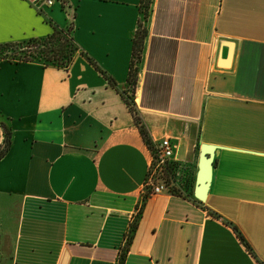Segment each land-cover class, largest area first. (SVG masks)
<instances>
[{
	"label": "crops",
	"instance_id": "obj_1",
	"mask_svg": "<svg viewBox=\"0 0 264 264\" xmlns=\"http://www.w3.org/2000/svg\"><path fill=\"white\" fill-rule=\"evenodd\" d=\"M56 1L0 4V44L73 24L96 64L0 60V264H121L132 224L123 264H264V0H151L131 93L153 150L173 145L157 195L126 101L141 0Z\"/></svg>",
	"mask_w": 264,
	"mask_h": 264
},
{
	"label": "trees",
	"instance_id": "obj_2",
	"mask_svg": "<svg viewBox=\"0 0 264 264\" xmlns=\"http://www.w3.org/2000/svg\"><path fill=\"white\" fill-rule=\"evenodd\" d=\"M150 4L151 0H141L140 3V13L142 15V19H140L138 23V29L133 40L132 60L130 63L128 76V84L132 89H134L136 82L137 67L141 59L143 41L146 35L143 21L146 19ZM49 23L52 27V33L47 37L0 44V60H6L8 62L14 63H38L43 67H54L66 70L72 63L74 56L79 52L81 55L85 56L91 64L96 66L94 61L89 58L75 43L72 36V31L74 28L73 24L62 29L51 22ZM110 83L114 85V82L111 80ZM130 111L133 114L134 123L137 126L144 142L146 143L147 147L153 151V144L147 129L140 120L135 109L130 108ZM10 145L11 132L9 129L4 128V141L0 146V159L4 157L6 152L9 150ZM171 168V166L167 168V174H169V172L171 173ZM136 225L137 224H132L130 227V232L126 239L124 253L121 255V264H123L125 259V252L131 243ZM238 236L243 241L239 234Z\"/></svg>",
	"mask_w": 264,
	"mask_h": 264
},
{
	"label": "built area",
	"instance_id": "obj_3",
	"mask_svg": "<svg viewBox=\"0 0 264 264\" xmlns=\"http://www.w3.org/2000/svg\"><path fill=\"white\" fill-rule=\"evenodd\" d=\"M35 10L41 12L44 8H51L57 2L56 0H25ZM62 6L63 1L60 2ZM173 154V145L169 140L164 141L155 151H152V160L149 166V175L146 180V188L151 195H157L164 191L169 192V185L163 178V173H166L168 164L171 165L170 159ZM155 169V171L153 170ZM152 172V176L150 173ZM155 177V178H154Z\"/></svg>",
	"mask_w": 264,
	"mask_h": 264
},
{
	"label": "water",
	"instance_id": "obj_4",
	"mask_svg": "<svg viewBox=\"0 0 264 264\" xmlns=\"http://www.w3.org/2000/svg\"><path fill=\"white\" fill-rule=\"evenodd\" d=\"M215 146L201 145V152L196 175L193 196L196 200L204 203L208 195L213 169V152Z\"/></svg>",
	"mask_w": 264,
	"mask_h": 264
},
{
	"label": "rangeland",
	"instance_id": "obj_5",
	"mask_svg": "<svg viewBox=\"0 0 264 264\" xmlns=\"http://www.w3.org/2000/svg\"><path fill=\"white\" fill-rule=\"evenodd\" d=\"M129 94L127 95V99H126V101H127V103L129 104V106H130V108L131 109H135L134 108V106L132 105V103H133V95H132V93H131V87L129 88ZM169 166H171L170 164H168V167ZM154 171H155V169H153ZM156 172V171H155ZM150 175L152 176V172L150 173ZM168 177H169V175H167L165 172L163 173V178L168 182V180H170V179H168ZM155 178V177H154Z\"/></svg>",
	"mask_w": 264,
	"mask_h": 264
},
{
	"label": "snow or ice",
	"instance_id": "obj_6",
	"mask_svg": "<svg viewBox=\"0 0 264 264\" xmlns=\"http://www.w3.org/2000/svg\"><path fill=\"white\" fill-rule=\"evenodd\" d=\"M3 3V0H0V4H2Z\"/></svg>",
	"mask_w": 264,
	"mask_h": 264
}]
</instances>
